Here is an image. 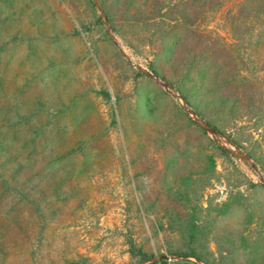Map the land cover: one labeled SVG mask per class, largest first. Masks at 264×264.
I'll return each instance as SVG.
<instances>
[{"label":"rangeland","instance_id":"obj_1","mask_svg":"<svg viewBox=\"0 0 264 264\" xmlns=\"http://www.w3.org/2000/svg\"><path fill=\"white\" fill-rule=\"evenodd\" d=\"M0 264H264V0H0Z\"/></svg>","mask_w":264,"mask_h":264}]
</instances>
